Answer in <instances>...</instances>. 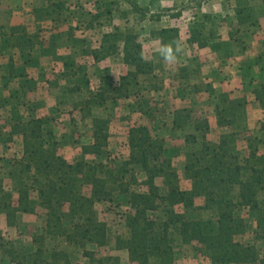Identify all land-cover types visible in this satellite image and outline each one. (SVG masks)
<instances>
[{"label":"trees","instance_id":"1","mask_svg":"<svg viewBox=\"0 0 264 264\" xmlns=\"http://www.w3.org/2000/svg\"><path fill=\"white\" fill-rule=\"evenodd\" d=\"M264 5V0H262ZM96 8L101 6L95 0ZM235 16L239 24L253 20L256 6L249 0H237ZM60 5V2L56 3ZM60 7V6H59ZM1 8V0H0ZM107 12H111L108 8ZM101 15V14H99ZM206 18L209 15H204ZM95 19L97 17L94 16ZM189 41L205 46L202 31L191 29ZM18 34L15 44L26 45L31 38L22 27H12ZM213 34V32H211ZM161 40L175 41L179 38L177 27L159 30ZM264 44V42H263ZM121 50L127 64L134 65L137 73H149L153 64L142 49L138 35L132 30L116 27L103 34L101 48L94 51L96 58ZM143 54V58H141ZM264 51L247 61L261 72ZM71 64H69L70 66ZM73 66L70 67L72 69ZM112 84L108 76L105 86L97 95L104 98ZM253 93L264 109V76L260 74ZM216 105L217 124L223 129L219 139L209 137L210 122L205 115L195 120V132L185 135L187 144L196 146L186 152L184 175L190 188H183L180 175L170 156L166 154L165 140L154 135L145 124L129 128V158L121 165V179L131 173V182L125 183L123 192L129 194V209L124 223L128 234L118 236L117 248L128 251L129 260L138 264H176V238L182 243L195 242L196 250L208 256L212 264H264V254L259 248L264 243V122L261 134H250L242 124L246 117L248 101L244 97L232 98L229 92H221ZM192 110L177 111L173 126L186 129L192 121ZM107 119L93 118V141L82 146L83 154L100 155L109 142ZM11 132L23 138V151L19 158L11 161L8 175L12 181L10 189L0 188V210L5 213L7 224L15 226L18 215L38 213L46 217L41 234H35L33 253L21 259L12 256L17 264H114L116 260L98 253V249L109 244L108 224L96 210V202L109 199L111 192L107 179L100 175L96 162L79 158L69 161L59 153L57 136L47 128L43 117L23 119L18 117ZM46 131V133H45ZM239 140L246 142V152L237 149ZM143 190H131L138 181ZM162 178L166 189L158 179ZM238 192L235 193V187ZM68 205V210H66ZM213 213L205 217L204 211ZM163 212L165 218L158 219L153 212ZM244 211L255 212L256 227L254 241L241 240L249 231ZM47 236L64 237L69 243L83 248L87 262L73 260L66 250L53 249L46 254L43 246ZM94 245L96 249H91Z\"/></svg>","mask_w":264,"mask_h":264},{"label":"crops","instance_id":"2","mask_svg":"<svg viewBox=\"0 0 264 264\" xmlns=\"http://www.w3.org/2000/svg\"><path fill=\"white\" fill-rule=\"evenodd\" d=\"M84 1L1 0L0 8V96L3 98V102H7L3 108L5 106L15 108L18 106L15 102L18 101L20 103L18 107H21L22 112L13 109L11 113L15 115L27 113L30 116H21L26 120L33 117H43L47 122V128L51 129L56 136L57 134L50 126V122L58 120L61 115L69 114L75 117L77 113H81L79 117L77 116L79 119L78 122L76 120V123H85L89 126L86 131L89 135L87 140L79 138L78 134L82 132L74 133L72 130L74 126L72 123L74 124L75 118L67 120L71 130L69 134L67 131L60 137L64 140L68 139L70 143L74 142L75 151L81 158L87 159L92 155L83 154L82 146L93 141V118H103L109 121V142L100 155L104 154L105 149L112 147L110 130L112 125L116 122L122 126L123 121L128 120V116L125 117L124 114H121L119 118H112V113L120 109V103H123L121 101L124 100L130 102L131 113L138 114L139 117L138 120L136 119L131 123L128 121L127 123L130 125L125 127L126 149L124 151L126 155L121 162L122 164L130 155L128 136L131 126L139 124L149 126L154 135L165 140L166 154L167 148L170 147L178 148L183 154H186L187 151L196 146L195 144H187L185 135L188 132H195V120L198 117L192 115L193 119L189 123L192 126L188 125L186 129L173 126L175 113L191 106H187L186 102H192L194 105L193 99L197 101L198 97L201 98L199 94H203V96L207 94V100L203 101L207 106L209 104V106H213L214 113L213 116L207 115L211 131L213 126L219 127L215 108L221 92H229L232 98H235L234 94L239 92L241 96L238 97H244L248 102L252 99L256 100L253 89L257 86L260 74L262 77L264 76V70L260 72L255 66L250 68L246 62L255 59L263 49L261 48L262 33L261 35L255 33L251 36V38L256 39L259 45L258 48H255V53L249 54L247 41L249 43L251 38L247 39L245 34L243 35V31L247 29L246 27H252L254 24L251 21L243 24L238 23L235 16L237 0H147L146 9L151 10L152 13L162 10L161 8L166 6L175 5V11H184L186 8L193 9L196 10V13L209 15L210 17L207 19L213 18L215 23L219 22L215 26V34L202 32L205 46H199L197 42L189 41L192 31L190 28L186 29L185 32L179 31L177 40L167 39L163 42L159 31L154 34V25L151 24V30L149 29L146 40L141 41L139 39L145 57L153 64V70L149 73H137L134 65L125 62L124 53L121 50L105 57H102V54L99 58L95 57L94 51L101 48L105 32L113 31L116 27L134 31L131 29L135 28L132 27L134 19L131 28L116 25L114 28L104 29V26L99 27L100 24H91L84 27L83 31H85L80 33L73 20H65L67 17L65 12L77 2L83 3ZM57 2H60V5H57ZM249 2L252 5L263 4L262 0H249ZM161 16L163 15H158L159 18L156 19L160 20ZM164 16L170 18L165 23L161 21V29L176 27L172 24L173 19H176L180 24V19L169 14ZM147 21L151 23L150 19ZM257 24H259L258 21ZM14 26L24 28L25 34L31 38V41L29 40L26 45L21 46L15 44L18 34L11 32V28ZM234 26L237 28L236 31L240 32V36L233 32ZM260 27L264 28L262 20ZM94 28H97L98 32L95 34L96 36L94 35L95 37H92L89 30ZM172 42H178L181 51L177 54V59L174 62L166 65L163 61L161 64L165 69L160 74L163 87L159 88L154 86L156 76L159 75L158 61L162 59L158 50L163 44ZM116 58L118 59L117 73L114 69ZM110 60H113L112 65L105 64ZM69 64L71 65L69 66ZM175 64L176 71L172 69ZM71 66H73L72 69H70ZM92 68H94V75L97 78L95 81H90ZM185 69L187 73L183 74ZM108 76L112 78V84L101 100L99 99L101 96L97 94L101 91V86H105ZM124 87L125 90H128L125 95L120 92L121 88ZM116 89L119 90L120 94L114 98L112 93ZM158 92L162 93L165 106H161L157 101ZM139 94L140 98H136V95ZM133 97L137 101L133 100ZM184 102L185 104H183ZM23 105L27 110L29 109V112L22 109ZM189 109L192 110V108ZM212 117L214 118L212 119ZM10 120L12 119L10 118ZM188 127L192 129L188 130ZM174 131L183 132L178 142L172 141L171 137L179 135L172 133ZM18 137L22 141V155L23 138L21 135ZM100 155L92 156L98 157ZM2 188L5 189L3 186ZM18 217L20 216L18 215ZM4 224L5 226L8 225L7 221Z\"/></svg>","mask_w":264,"mask_h":264},{"label":"rangeland","instance_id":"3","mask_svg":"<svg viewBox=\"0 0 264 264\" xmlns=\"http://www.w3.org/2000/svg\"><path fill=\"white\" fill-rule=\"evenodd\" d=\"M95 0H85L83 3L77 2L76 5H72L69 7V9L65 12V20H73L77 24V30L80 31V33L83 31L84 27H88L91 24H100L99 27L104 26L103 28H114V26H124L131 28V24H134L131 28L133 29L136 34L138 35L139 39L141 41L146 40V36L149 35V31L151 30V24L154 25V34H157L158 31L161 29L162 22H166L167 19L170 17L164 16V15H171L174 18L180 19V24L176 19H173L172 24L173 26H176L180 32H185L186 29H197L200 31H205L207 33L213 32L215 34L216 32V25L219 24L214 22V19H207L203 13H196V10L188 9L186 8L184 11L179 10L175 11V5L166 6L164 8H161L162 10L154 11V13L149 11V9H146L148 6L146 3L147 0H100L101 6L97 9L96 4L94 3ZM92 2V3H91ZM148 2V1H147ZM156 2V1H155ZM179 6V5H178ZM256 10L253 12L254 17L253 20L256 19L259 24L261 25V20L264 22V5L262 4H256ZM111 9V12H107ZM161 14H160V13ZM101 14V15H99ZM96 19L94 16H96ZM158 15L161 16L160 20L156 19L159 18ZM155 19L152 21V19ZM195 18V19H194ZM151 21V23L147 20ZM189 19V20H188ZM147 21V22H146ZM162 21V22H161ZM91 22V23H90ZM149 22V23H148ZM138 24V25H137ZM254 23L252 27H246L247 29H244L245 37L251 38L252 35L255 33L257 35H261L262 33V42H261V52L264 51V28H261L260 25ZM106 25V26H105ZM81 26V27H80ZM251 26V25H250ZM102 28V27H101ZM124 30V28H122ZM150 29V30H149ZM262 29V30H261ZM92 30V31H91ZM89 30V34H92V37H95L96 33L98 32V29L94 28ZM210 30V31H209ZM237 28L233 27V32H235V35L240 36V32L236 31ZM239 30V29H238ZM85 31V30H84ZM83 31V32H84ZM253 31V33H250ZM259 31V32H258ZM249 32V33H248ZM95 35V36H94ZM258 37V36H257ZM259 39V38H258ZM254 40V41H253ZM249 44V47L247 49L248 53L251 54L255 51V48H258V43L256 42L255 38L249 39V43L247 41V45ZM245 46V49L247 47ZM185 49V48H182ZM251 49V50H250ZM187 50V49H186ZM194 51V50H190ZM255 53V52H254ZM89 61V60H88ZM118 59L116 58L114 64L115 73L118 72V67L116 66L118 64ZM164 60L159 59V64L157 69L158 74L156 76V83H154V86L162 88V81H161V72L165 69L164 66L161 64ZM1 63V62H0ZM166 65L170 64L166 62ZM194 63L198 64V62ZM105 64H113V60L108 61ZM93 65V64H92ZM263 65H264V57H263ZM1 66V64H0ZM116 66V68H115ZM174 71H176V64L174 65V68H172ZM94 68L90 71V81L96 80L97 78L94 75ZM186 71V72H185ZM187 73V70L185 69L183 71V74ZM165 74V72H164ZM95 77V78H94ZM95 83V82H93ZM120 92L122 94H126L128 90H125L124 88H121ZM119 90L116 89L112 94H114V98L120 94ZM143 92V91H142ZM1 93V92H0ZM209 93V92H208ZM136 94V91H135ZM134 94V95H135ZM197 95V94H196ZM198 97L197 101L193 99L192 102H186L187 106H190L189 108H192L193 115L199 117V116H213V106H207L203 100H207V94L200 95ZM235 97L241 96L239 95V92H236L234 94ZM136 98H140V94L136 95ZM157 101L161 104V106H165V100L162 97V93L158 92L156 95ZM3 98L0 96V188L3 186L5 190H8L12 186V181L8 175V170L11 164V161L14 158H19L21 156V145L22 141L18 137V135H15L11 132L12 123L14 120H16L18 117H25L30 116L27 113L24 114H14L11 113L13 109L17 111H21V107L18 106L20 103L18 101L15 102L16 106L15 108H3V105L7 102H3ZM135 100V97L132 98ZM123 100V99H122ZM137 101V100H135ZM186 101V100H185ZM201 101V102H200ZM209 101V100H208ZM219 102V100H217ZM123 103H120V109H118V113L114 112L112 113V118H119L121 114H124L125 117L128 116V120L123 121L122 126H120L118 123H114L112 125L111 130V139H112V147L110 149H105L104 154L100 156H89L87 157V160H90L92 162H96L97 165L100 168L99 174L104 176L107 179V186L111 192V196L109 199L106 200H100L96 202V210L98 215L104 219L108 224V236H109V244L105 248L98 249V253L104 256H110L116 260L114 264H138L131 262L129 260L128 251L126 249H118L117 248V238L118 236L126 237L128 234V230L125 226L124 216L125 213L129 209V194L123 192L124 184L130 183L131 181V173H126L124 176V179H121L122 172L120 170L121 162L125 158V127L130 125L131 122L136 120L139 115L135 113H131L132 109L129 108L128 101L124 100L121 101ZM179 102V100H178ZM200 102V103H199ZM247 104V111H246V117L243 119L242 124L245 125V127L249 130L250 134H261L259 131V128L261 126V122H264V109L261 107L260 103L257 100H251ZM182 104V103H181ZM185 104V102L183 103ZM169 107L171 105H168ZM207 108V109H206ZM22 109L25 110V112H29V109L22 106ZM212 111V113H211ZM22 112V111H21ZM81 113H77V116L79 117ZM72 117V115L65 114L61 115L58 120H53L50 122V126L52 129L55 130L57 137L59 139V152L65 156L70 161H74L77 158H81V156L75 151V147L73 146V143H70L68 139L64 140L61 139V135H64L67 131V134H69L70 130V124L67 120L70 118H75L73 126L74 133H80L78 134L79 138L82 140H87V136H89L86 131L89 129V126L85 123H76V120L78 122V117ZM10 118L13 120H10ZM214 117H212L213 119ZM138 120V119H137ZM130 121V123H127ZM214 121V120H213ZM113 122V121H112ZM189 126H192L189 124ZM192 129L191 127H188V130ZM223 129L213 126V128L210 131V137L213 141H216L218 137L220 136ZM175 135L171 137L172 141L178 142L180 140V136L183 134L181 131H174L172 132ZM237 149L242 153L245 154L246 152V142L243 140H239L237 144ZM167 155L170 156L174 162V165L180 175L181 184L183 188H190L191 183L190 181L185 177L184 175V164L186 161V155L183 154L180 149L170 147L167 148ZM9 166V167H8ZM139 179L138 181L133 184H131V190H143L144 187L140 183L142 180V173H138L136 175ZM158 183L162 187V189H166V186L163 182L162 178L158 179ZM235 193L238 192V187H235ZM260 199L264 200V194L259 195ZM66 210H68V205H66ZM153 215L157 217L160 220H163L165 218V215L163 212L156 211L153 212ZM20 217H17L16 225L15 226H9L4 223L5 221V214L0 211V264H17L11 262V259H13L12 256H15L17 259H21L23 255L27 253H33L35 251V246L38 244L34 242L33 237L35 234H41L43 233V230L45 228L46 224V217L42 213V210L39 209L38 213H26L23 215H19ZM205 217H212L213 213L208 211H204ZM243 216L246 218V220L249 223V231L246 234L245 237H238L241 240H247V241H254V234L253 231L256 227V223L254 220L255 212L253 211H244ZM3 224V225H2ZM176 250H177V260L176 264H212L210 258L206 256L202 252H198L196 250V246H198L195 242L192 243H182L179 238H176ZM45 248L47 249L46 254H50L53 249H59V250H66L72 257L73 260L81 261V262H87V258L83 255V248L80 247L77 244L69 243L64 237L59 236H47L45 238L44 244ZM91 249H96L94 245H89ZM259 248L261 249V252L264 254V243H261ZM7 250H14V254L11 256L9 255V252Z\"/></svg>","mask_w":264,"mask_h":264},{"label":"clouds","instance_id":"4","mask_svg":"<svg viewBox=\"0 0 264 264\" xmlns=\"http://www.w3.org/2000/svg\"><path fill=\"white\" fill-rule=\"evenodd\" d=\"M158 51L164 61L172 63L177 59V54L181 51V47L178 42H172L163 44ZM141 58H143V54H141Z\"/></svg>","mask_w":264,"mask_h":264}]
</instances>
